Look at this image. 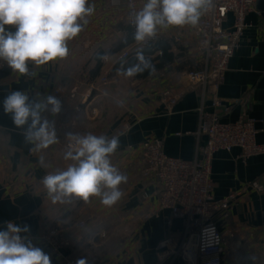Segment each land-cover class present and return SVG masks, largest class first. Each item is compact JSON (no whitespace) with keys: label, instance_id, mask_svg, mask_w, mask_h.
Instances as JSON below:
<instances>
[{"label":"crops","instance_id":"1","mask_svg":"<svg viewBox=\"0 0 264 264\" xmlns=\"http://www.w3.org/2000/svg\"><path fill=\"white\" fill-rule=\"evenodd\" d=\"M136 1L135 9H139L144 0ZM260 1L256 10L247 14L241 41L223 81L214 89L202 84L184 89L183 71L202 65L196 27L191 26L172 27L157 35L156 39L167 40L169 50L179 56L170 67L145 78L117 75L121 53L143 47L133 40L135 28L129 23L127 0H90L94 13L86 18L84 30L68 42L69 55L45 66L30 65L35 75L19 77L0 61L4 64L0 69V230L5 229L6 221L27 225L30 231L21 235L38 246L43 232L63 227L71 240L67 255L86 258L87 264H187L182 259L159 260L160 242L171 233L182 234L184 219L161 209L158 186L141 176L142 145L151 138L161 141L170 156L199 159L205 142L204 134H197L202 123L200 110L217 111L223 121H235L243 114L257 119V141L264 143V8ZM233 24L234 14L229 13L224 26L231 29ZM104 55L107 59L101 60ZM182 61L187 64L179 68ZM158 76H162L160 84L153 83L157 89L153 92L159 93L163 86L161 90L171 87L172 95L183 91L182 95L170 102V98L155 96L147 89L135 97L134 84L149 83ZM12 90L26 91L30 100L51 95L61 101L59 114H43L54 122L57 143L30 153L32 145L25 143L23 129L3 111V99ZM215 97L222 101L219 107L213 105ZM119 102L129 103L137 111L125 114L122 120ZM89 132L119 137L120 146L110 159L128 177L127 183L120 185L122 199L111 207L98 198L87 203L76 198L52 203L42 178L71 163L63 159L68 133ZM239 153V148L220 150L212 165L215 197L238 194L231 216L227 220L217 216L225 236L223 264H264V191L252 187L254 181L264 182V157L243 161ZM145 191L149 198L143 197ZM81 221H85L84 227L78 225ZM50 259L51 264H64L53 254Z\"/></svg>","mask_w":264,"mask_h":264},{"label":"clouds","instance_id":"2","mask_svg":"<svg viewBox=\"0 0 264 264\" xmlns=\"http://www.w3.org/2000/svg\"><path fill=\"white\" fill-rule=\"evenodd\" d=\"M213 0H144L139 9L130 6L129 23L134 26V42L142 45L136 52V63L125 67L119 62L117 75L137 77L157 71L152 60L144 55V47L160 31L172 27H196L212 7ZM90 0H0V61L19 77L35 75L30 65L40 67L69 55L68 42L76 38L94 13ZM107 55L101 57L106 60ZM3 111L10 114L14 125L23 129L26 144L33 152H41L58 142L54 122L45 112L57 115L61 101L54 96L32 99L26 91L12 90L3 99ZM68 144L63 159L71 161L65 169H57L42 178V185L52 203L72 198L89 202L98 198L104 206L119 202L124 193L120 185L128 177L111 163L110 157L120 146L118 136L92 133L66 136ZM44 165V157H40ZM29 226L5 222L0 230V264H51V259L27 236ZM76 264H87L86 258Z\"/></svg>","mask_w":264,"mask_h":264},{"label":"built area","instance_id":"3","mask_svg":"<svg viewBox=\"0 0 264 264\" xmlns=\"http://www.w3.org/2000/svg\"><path fill=\"white\" fill-rule=\"evenodd\" d=\"M257 0H213L212 7L201 17L196 26V48L200 53L199 68L183 71L186 87L202 84L216 88L223 81L230 58L238 47L247 27L246 16L256 10ZM132 8L138 5L136 0H127ZM229 13L234 14L231 29L224 26ZM264 15V10H263ZM131 49L124 50L120 58L131 55ZM4 64L0 62V69ZM107 78H103L106 82ZM183 89V90H184ZM166 96L174 102L182 95ZM222 101L215 97L214 107ZM201 112V126L197 134H204L205 142L200 147L199 159H182L166 154L159 140L147 139L142 145L141 176L158 186L159 207L169 209L173 217L184 219L182 234L171 233L160 242L159 260L166 262L182 259L187 264H223L224 233L218 226V215L224 220L231 216L237 200V193L216 198L213 193L212 165L215 154L220 150L240 149L238 157L246 161L253 156L264 157V143L257 141V119L241 115L235 121H223L218 112ZM68 140L63 145L66 148ZM33 153V151H30ZM252 187L258 192L264 191V182L254 181ZM149 198V192L143 193ZM146 215L145 218H148ZM84 227L85 221L78 223ZM39 245L46 243L52 248V254L64 264H76L79 257L68 256L71 246L67 231L60 226L43 232Z\"/></svg>","mask_w":264,"mask_h":264},{"label":"trees","instance_id":"4","mask_svg":"<svg viewBox=\"0 0 264 264\" xmlns=\"http://www.w3.org/2000/svg\"><path fill=\"white\" fill-rule=\"evenodd\" d=\"M127 42L128 43L130 42L129 39H127L126 43ZM168 46H169V43L167 40L155 38L152 41H150L148 43V45L145 46L143 49L144 55L149 57L152 60L153 64H155V66H156L157 71L170 67L171 65H173L176 62V60L179 57L177 54H174L172 51H170ZM137 50L138 49H136L131 55H129L126 58L127 59V64H126L127 66H131L132 64H135L137 62L136 61ZM159 50H160L159 54H157V55L154 54L153 56L150 55V54H153ZM186 64H187V61H182L181 66H179V68H184L186 66ZM196 67L199 68L198 65H196ZM0 75H2V73ZM147 76H150V75L148 72H145L141 75H138L137 77L145 78Z\"/></svg>","mask_w":264,"mask_h":264},{"label":"rangeland","instance_id":"5","mask_svg":"<svg viewBox=\"0 0 264 264\" xmlns=\"http://www.w3.org/2000/svg\"><path fill=\"white\" fill-rule=\"evenodd\" d=\"M199 59V58H198ZM170 74H172V73H170ZM161 77L162 76H158V78L157 79H155V80H153V81H149V83H143V84H141V83H137V84H134V87H133V89L132 90H134V93H135V97H138L139 95H141L142 94V91L143 92H147V89H149V93L151 94H153V93H155V96H158V97H162V96H170L172 93H173V88H171V87H167V89L166 90H161L162 88H163V86H161V87H159L160 89H159V93H157L158 91H155V92H153L154 90H157L156 88L154 89V86H153V83H157V84H160V79H161ZM160 78V79H159ZM120 90H122V91H125V88L124 89H120ZM120 94H121V92H119ZM152 96V95H151ZM121 100V99H120ZM122 101V100H121ZM118 110H119V113H118V115H119V117H120V119H124V116H125V114H128L129 112H131V111H133V112H135V111H137V107H132V106H130L129 105V103L128 104H125V103H121V102H119V104H118ZM124 236V235H123ZM120 237V238H119ZM118 237V239L120 240H122V236L120 235ZM168 261H170V260H168Z\"/></svg>","mask_w":264,"mask_h":264},{"label":"water","instance_id":"6","mask_svg":"<svg viewBox=\"0 0 264 264\" xmlns=\"http://www.w3.org/2000/svg\"><path fill=\"white\" fill-rule=\"evenodd\" d=\"M263 0L260 1V6L262 8H264V5H263ZM37 247H40L46 254H48L49 256L52 255V248L46 244V243H41L40 245H38Z\"/></svg>","mask_w":264,"mask_h":264}]
</instances>
